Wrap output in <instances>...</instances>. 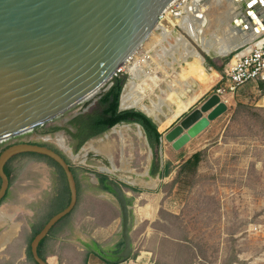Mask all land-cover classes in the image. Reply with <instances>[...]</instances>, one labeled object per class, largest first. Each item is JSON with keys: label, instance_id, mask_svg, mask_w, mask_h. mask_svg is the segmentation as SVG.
Returning a JSON list of instances; mask_svg holds the SVG:
<instances>
[{"label": "rangeland", "instance_id": "rangeland-1", "mask_svg": "<svg viewBox=\"0 0 264 264\" xmlns=\"http://www.w3.org/2000/svg\"><path fill=\"white\" fill-rule=\"evenodd\" d=\"M208 3L207 23L199 24L194 30L197 39L178 30L169 37V45L165 44L168 48L171 43H176L178 36L184 37L203 57L199 74L189 66L190 62L201 64L194 57L175 54L171 59L162 60L163 47L157 43L155 31L138 51L135 60L115 76H124L126 85L132 79V68L142 66L154 79L148 81L146 88L144 104L147 106H150V100L157 101L159 97L180 100L182 88H188L185 98L192 99L193 103L188 111L173 119L176 107L168 102L171 108L165 106L164 115L153 114L156 118L152 119L163 135L162 150L160 147L157 151L152 150L142 127L121 124L89 140L75 152L78 143L72 136L76 129L71 122L77 117L100 112L98 98L89 105L87 112L81 113L85 110L86 103H83L19 140L44 143L61 152L66 151L64 155L72 166L79 197L75 210L67 219L83 216L91 207L95 212L94 208L98 207L104 223L116 219L122 225V212L116 197L96 190L97 179L104 177L120 182L129 197L138 200L141 206L157 205L153 220L141 218L134 225L136 258L141 251H146L152 253L155 264H264V82L246 85L235 95L226 96L230 100L227 112L211 120L186 152L176 157L165 153V146L169 147L167 134L173 127L216 95L220 72L208 65L206 57H210L222 71L231 57H222L216 51L207 54L202 49V45L208 42L205 39L218 43L214 37H221V30H216V19L224 9L216 8L214 0H208ZM235 3L236 11L244 9L242 3ZM169 24L175 25L172 21ZM204 25L205 39L200 34ZM229 25L234 22H225L221 27ZM182 49L179 51L183 53ZM147 56L150 59H145ZM200 76L206 77V84ZM114 83L112 79L100 92L106 94ZM209 113L205 112L203 116L207 118ZM55 128L60 129L53 131ZM116 130L126 141L125 164L121 156L120 135ZM62 135L67 145L63 150L58 143ZM16 142L14 138L0 142V155ZM194 151L201 154L199 164L194 161L185 164L186 153ZM111 159L120 171L112 169ZM161 159L168 162L170 175L152 178L147 168L152 161L161 163ZM7 170L11 174V194L0 205V219L7 217L5 214L12 217L0 222V238L16 225L17 233L0 247V264H35L31 257L32 240L53 216L70 204L68 179L56 162L34 153L16 156L7 165ZM154 180H157L156 185ZM1 183L0 180V187ZM143 212L141 208L137 213L141 215ZM57 229L56 226L53 233Z\"/></svg>", "mask_w": 264, "mask_h": 264}, {"label": "water", "instance_id": "water-1", "mask_svg": "<svg viewBox=\"0 0 264 264\" xmlns=\"http://www.w3.org/2000/svg\"><path fill=\"white\" fill-rule=\"evenodd\" d=\"M176 1L0 0V142L54 121L100 91L138 53L158 29L160 17ZM254 17L258 18L255 14ZM128 83L121 94V111L128 110L122 107ZM103 96L105 93L99 99ZM227 110V103L213 95L201 109L170 131L167 140L173 142L181 136L179 144H184ZM205 112H210L207 118L203 116ZM65 152L23 142L0 155V204L11 185L6 165L18 155L47 156L63 169L68 179L70 204L49 220L31 244L38 264H50L40 257V245L78 204L77 181ZM105 186L111 189L121 208L125 249L119 258L124 262L134 254L131 233L135 200L117 181L109 179Z\"/></svg>", "mask_w": 264, "mask_h": 264}, {"label": "crops", "instance_id": "crops-1", "mask_svg": "<svg viewBox=\"0 0 264 264\" xmlns=\"http://www.w3.org/2000/svg\"><path fill=\"white\" fill-rule=\"evenodd\" d=\"M225 1H226V4L225 3H222V4L218 3V5L214 4L215 7L217 5L220 7V9H224L222 10L224 11L222 12V15L218 16V18H220L221 21L216 26L217 32L221 30L220 31L221 37H218V35L216 36V38L214 37V39L216 40L218 39V43L213 40L205 39L204 37L205 31H203V37L208 42H205V44L202 45L203 51L206 52L207 54H210L211 51H216V52H219V54L223 53L224 55H220L222 57L225 56L228 52H230L231 49L235 48L236 50L237 48H239L242 45V42H244L245 44L246 42L252 41L255 39L254 38V39L247 40L242 34L244 31H247V29H245L247 24L252 27H254V24L251 21H248L247 23L243 22V20H241V12H238L232 8L233 4L237 0H225ZM214 2H216V0H214ZM240 2H243V1H240ZM246 5L250 6V2L249 4H246ZM247 9L249 8H246V11H248ZM206 10L202 8L201 13H199L200 16L206 13ZM262 11H263V8L259 10L258 14L261 13ZM231 14L233 17L231 16ZM225 22L226 23L234 22V25H229V27L226 26L225 28L222 29L221 26L224 25ZM237 23H239L240 28L237 27ZM195 26L196 28H198L197 24H195ZM242 29H244V31H242ZM156 38H157L158 44L163 40L157 35H156ZM164 54L165 53L163 52L162 55ZM162 55L161 57L163 60L164 57ZM170 56H171V53L169 56H165V58L170 57ZM136 71H139V74L141 75L143 73L144 75L146 74L142 66L136 65L131 70L132 73H135ZM137 109L139 108H130L128 110L138 111ZM139 111L145 114V112L142 111L141 109H139ZM152 117H154V115H151V117L149 118L152 119ZM174 128L175 127H173V129ZM116 133L120 135V139H121L120 142L122 144L121 145V151H122L121 156L123 157V163L125 164L124 161H126V158H125V150H126L125 142L126 141H125L124 136L120 133L119 130H116ZM201 134L199 136H201ZM180 137H178L173 142L169 141V147H167V145L165 146L166 156L170 155L171 157L172 156L176 157L179 154L186 152L187 149H190V146L193 145V142L199 138L197 135L196 137L191 138L188 142L184 144L182 143L179 144ZM61 139L63 141V144L60 143L59 140H58V143L61 145V148L65 147L66 149L67 145L65 143V138L63 135L61 136ZM38 140H40V138ZM159 147L162 150L163 148L162 142L160 146L156 147L155 151H157ZM196 153L197 151H194L191 154L186 153V156H184V159H185L184 163L192 159V157ZM111 161H112V169L114 171H120L115 166L113 159H111ZM156 162H158V160L152 161L151 166L147 168L150 175H151V169L153 165H155ZM159 167H160L159 173L157 174V176H154V177L151 176L152 178H157V179L163 178L162 171H164V169H168L169 171V174L165 175L164 178L170 175L169 164L167 161L162 162V159H161V163H159ZM147 178H144V179L146 180ZM97 182H98V179H97ZM154 184L155 185L157 184V180H154ZM96 186L98 187V184ZM96 190L99 191L98 188H96ZM100 191L103 194L110 193L105 190H100ZM102 195L100 196L101 198L104 197ZM139 203L140 202L138 200H135V205L133 207V209L135 210L134 211L135 212L134 225L141 218L146 219V220H150V219L153 220V218L156 215V211H157L156 204H148V206L151 205L150 208H148V206H141V204ZM137 208L138 210L141 208L144 210V212L141 215L139 214L140 216L137 213L138 212ZM94 209H95L94 210L95 212H93V207H91L90 210L88 212H85L84 213L85 215L83 216L80 215V216H77L76 218L67 219L70 216L69 215L68 217L60 221L56 225L58 227L57 232L53 233L54 232L53 230L56 228L55 226L53 230L51 231L50 235L47 237L44 244L42 245L41 247L42 257L45 258L50 264H155V262H153L152 253L146 252V251H141L140 256H138V258H136L134 256L135 254H133L129 260L122 262L121 259L119 258V255L125 249V242H124V238L122 234V225H120L118 223V220L116 219H112L109 222L104 223L102 221L103 214L100 213L99 211L100 209L98 207H95ZM5 218L0 219L1 220L0 222H2V220L3 221L9 220ZM133 230H134V226L132 229L131 236L133 239V247H134V253H135L136 242L133 237Z\"/></svg>", "mask_w": 264, "mask_h": 264}, {"label": "bare ground", "instance_id": "bare-ground-1", "mask_svg": "<svg viewBox=\"0 0 264 264\" xmlns=\"http://www.w3.org/2000/svg\"><path fill=\"white\" fill-rule=\"evenodd\" d=\"M240 1H243V2H240ZM249 2H250V6L246 5V4H249ZM218 3L219 4H222V3L226 4V1L225 0H216L215 4L218 5ZM237 3H238V1H237ZM240 3H242L243 6L246 8H248V7H249V9L252 8L251 10H248V11L252 12L253 14H250V15L247 14L246 9H243L240 12H241V20H243V22L247 23L248 21H251L254 24V27H256L257 25L259 26L258 29L255 31L256 28L247 24V26L245 27V29H247V31H244L242 33L243 36L247 40L254 39L255 38L254 34L256 32H258V33L261 32V30L264 28V0H239V4ZM217 5H216V7L218 9H220V7ZM236 6H237V4L234 3L232 8L234 10H236ZM202 8H206L207 10L210 9L208 0H200L198 4H196L194 2L193 4L189 5L188 9H187L189 11V13L193 14L194 18H196V19H194V23H193L194 26L191 28L192 33L190 32L192 34V37H194L195 39H197V37L195 36V33H194V30H197V28L195 27V24L199 25L203 22L207 23V21L205 20V16H206L205 14L206 13L202 14L201 16L199 14V13H201ZM261 8H263V11L258 14V12ZM254 14L258 17L257 19H255ZM220 21H221L220 18H217L216 19V25H218V23ZM172 22H174L176 25L179 21L172 20ZM174 26L172 27L168 23V25L167 24L161 25L158 27V29L155 30V31H157L156 35L158 37H160L161 39H163L159 43V45L163 47V48L161 47L162 52L165 53L163 55V57L165 58V56H169L170 53H171V56L167 57L170 59H171V57H175V54L180 55V56H181V54H184L183 56H186V57H188V56L194 57L195 59H198L201 62V64L198 62H190L189 66L192 67V69H196L195 72L199 74L200 70H202L201 65H203V61H204L203 57L200 55V53L191 44L188 43V41L184 37L178 36L176 38V43H174V44L171 43L170 47H168V48L165 47L166 43L169 45L170 41L168 39L172 35V31H173ZM237 26H238V23H237ZM205 28H206L205 25L203 27H201L200 34L202 33V35H203V31ZM242 45H244L243 42H242ZM241 46L239 48H241ZM181 48L184 49V50L182 49V51H184L183 53L181 51H179V49H181ZM239 48H237V49H239ZM232 50L235 51V48L231 49L230 52H228L225 56L232 53L233 52ZM220 55H224V54L221 53ZM175 59L176 58H174V61H176ZM138 66H140V65H138ZM200 78L203 81H205L204 82L205 84L207 83V79L205 76H200ZM152 79L153 78H151L150 75L147 73L145 75H144V73L142 75L139 74V71L132 73V79H131V81H129L128 85L126 86L123 97H122V107L124 109L139 108V109L143 110L144 112L148 113L150 116L153 115L154 113L156 115H164L165 113H164L163 108L165 106H168L169 108H171V106L168 105V102H171L176 107V110L173 112V114H174L173 119L178 117L179 115L185 113L186 111H188V109L191 107V105L193 103H192V99L185 98V96L188 92V88H186V87L182 88L183 94H180V98H182L180 100H177L176 98L172 99L171 97H170V99L166 100V99L159 97L157 101L150 100V106L145 105L144 101L147 97L146 96V90H147L146 88L148 86V81H150ZM154 86H156V85L154 84L153 87ZM148 89H150V88H148ZM100 91H98L96 94H94L93 96H91L90 98H88L84 102V103H86L85 104V110H82L81 113L87 112L90 108L89 105L94 104L93 102L97 98L98 99L100 98V96L102 95V93ZM229 102H230V100L228 99V102H226V103L229 104ZM170 111H172V110H170ZM58 140L60 143L63 144L61 136H59ZM124 162L126 163V161H124ZM6 216H7L6 219L11 218L10 215H6ZM16 226L12 227V229H10L7 233H5L4 235L1 236L0 247H4L11 240V238H13V236L16 235V233H17V227Z\"/></svg>", "mask_w": 264, "mask_h": 264}, {"label": "trees", "instance_id": "trees-1", "mask_svg": "<svg viewBox=\"0 0 264 264\" xmlns=\"http://www.w3.org/2000/svg\"><path fill=\"white\" fill-rule=\"evenodd\" d=\"M206 59L210 67H214L217 71L222 72V68L217 67L210 57H206ZM114 80H115V83L113 87L99 101V105L101 107L100 112H95L93 113V115H87L83 118L77 117L71 122V125L76 129V131L72 133V136L74 140L77 141L78 143L75 149V152L80 151V149L89 140L100 137L103 134L110 131L111 129L121 124H139L143 128L151 148L153 149V151H155L156 147L161 145V142H162L161 140L163 137L162 133L159 130L157 123L154 122L147 115H145L144 113L140 111H135V110L121 111L120 110V98H121V94L124 89V85L126 81H125L124 76L114 77ZM59 129L60 128H55L53 129V131H57ZM53 149H55L57 152L62 154V152L59 149L57 148H53ZM200 159H201V154L199 152V153H196L192 157V159L187 161L185 164H190L192 163V161H194L195 164L198 165L200 162ZM159 163L160 162H156L155 165H153L151 169L152 177L157 176V174L159 173V168H160ZM6 172L9 175V177H11V174L10 172H8L7 168H6ZM167 174H169L168 169H164V171H162L163 178ZM106 180H108L107 177H104L102 179V181H106ZM41 231L42 230H39L37 234L35 235V237ZM46 239L43 240L39 248V255L41 258H43L41 254V247L46 241ZM31 257L33 258L32 250H31ZM43 259L47 261L45 258ZM33 261L35 262V264H38L34 260V258H33Z\"/></svg>", "mask_w": 264, "mask_h": 264}, {"label": "built area", "instance_id": "built-area-1", "mask_svg": "<svg viewBox=\"0 0 264 264\" xmlns=\"http://www.w3.org/2000/svg\"><path fill=\"white\" fill-rule=\"evenodd\" d=\"M199 1L200 0H177L160 17L159 26L165 24L168 25L172 20H177L179 22L174 26L172 35L179 30L192 37L191 28L194 26V19L196 18H194L193 14H190L187 9L189 5L194 2L198 4ZM258 27L259 26H256L255 31ZM242 31H244V29ZM254 36L255 39L253 41L246 42L241 48L228 54L229 57L231 56L230 58L227 57L230 60L224 70L218 74L219 81L216 94L219 95L225 103L228 102L226 96L230 94L235 95L246 85H260V83L264 82V28L261 32H256ZM137 54L129 61V63L135 60ZM145 59H150V56H147V58L145 57ZM45 126L46 125L42 127ZM35 131L36 130H33L29 133L15 137L14 139L17 140L16 143H22V140H19L21 137L27 134H32ZM26 142L27 141H25V143Z\"/></svg>", "mask_w": 264, "mask_h": 264}, {"label": "flooded vegetation", "instance_id": "flooded-vegetation-1", "mask_svg": "<svg viewBox=\"0 0 264 264\" xmlns=\"http://www.w3.org/2000/svg\"><path fill=\"white\" fill-rule=\"evenodd\" d=\"M185 118H186V117H185ZM185 118H184V119H185ZM22 143H23V142H22ZM31 143L38 144V143H36V142H31ZM39 144H41V145H45L44 143H39ZM47 146H48V145H47ZM49 147L54 148V147H52V146H49ZM13 159H14V158H13ZM11 161H12V160H11ZM11 161H10V162H11ZM8 164H9V163H8ZM8 164H7V165H8ZM7 165H6V168H7ZM10 178H11V177H10ZM107 179H108V180H106V181H102V179L99 178V179H98V187H97V188H98L99 190H101V189L104 190V189H105L106 191L112 193L111 189L105 186V183H106L107 181H109L110 177H109V178L107 177ZM0 180H1V179H0ZM10 180H11V179H10ZM118 183L120 184V182H118ZM10 187H11V185H10ZM0 188H1V187H0ZM10 191H11V188H10V190H9V192H8V194H7V196H6V197L4 198V200L1 202V204L4 203V201H6V200L10 197V194H11ZM112 194H113V193H112ZM1 204H0V205H1Z\"/></svg>", "mask_w": 264, "mask_h": 264}]
</instances>
